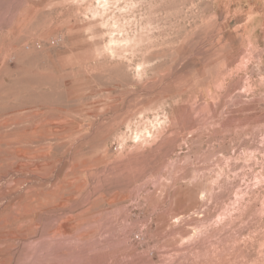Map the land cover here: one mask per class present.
<instances>
[{"label":"rangeland","instance_id":"rangeland-1","mask_svg":"<svg viewBox=\"0 0 264 264\" xmlns=\"http://www.w3.org/2000/svg\"><path fill=\"white\" fill-rule=\"evenodd\" d=\"M0 264H264V0H0Z\"/></svg>","mask_w":264,"mask_h":264},{"label":"bare ground","instance_id":"bare-ground-1","mask_svg":"<svg viewBox=\"0 0 264 264\" xmlns=\"http://www.w3.org/2000/svg\"><path fill=\"white\" fill-rule=\"evenodd\" d=\"M150 133H151V132H150ZM150 133H149V134H150ZM137 135H138V134H137ZM138 137H139V136H138Z\"/></svg>","mask_w":264,"mask_h":264}]
</instances>
